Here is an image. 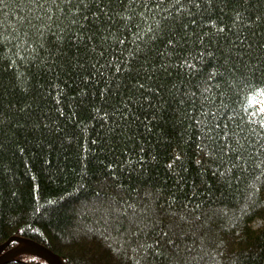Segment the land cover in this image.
Returning a JSON list of instances; mask_svg holds the SVG:
<instances>
[{"label": "trees", "instance_id": "obj_1", "mask_svg": "<svg viewBox=\"0 0 264 264\" xmlns=\"http://www.w3.org/2000/svg\"><path fill=\"white\" fill-rule=\"evenodd\" d=\"M13 236L63 264H264V0H0Z\"/></svg>", "mask_w": 264, "mask_h": 264}, {"label": "water", "instance_id": "obj_2", "mask_svg": "<svg viewBox=\"0 0 264 264\" xmlns=\"http://www.w3.org/2000/svg\"><path fill=\"white\" fill-rule=\"evenodd\" d=\"M11 242H16L18 245L6 251V247ZM25 253L35 255L45 260L48 264H63L58 255L43 244L33 239H25L19 236H13L0 245V264H6Z\"/></svg>", "mask_w": 264, "mask_h": 264}, {"label": "bare ground", "instance_id": "obj_3", "mask_svg": "<svg viewBox=\"0 0 264 264\" xmlns=\"http://www.w3.org/2000/svg\"><path fill=\"white\" fill-rule=\"evenodd\" d=\"M9 239H10V238H9ZM9 239H8V240H9ZM8 240H7V241H8ZM11 243H12V242H11ZM11 243H10V244H11ZM10 244H9V245H10ZM9 245L6 247V249L9 247ZM13 247H14V246H13ZM44 261H45V260H44ZM45 262H46V261H45Z\"/></svg>", "mask_w": 264, "mask_h": 264}, {"label": "rangeland", "instance_id": "obj_4", "mask_svg": "<svg viewBox=\"0 0 264 264\" xmlns=\"http://www.w3.org/2000/svg\"><path fill=\"white\" fill-rule=\"evenodd\" d=\"M8 249H6V251H7Z\"/></svg>", "mask_w": 264, "mask_h": 264}]
</instances>
